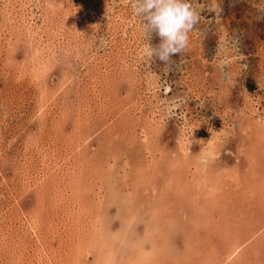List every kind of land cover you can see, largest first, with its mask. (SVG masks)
Masks as SVG:
<instances>
[{
    "label": "rangeland",
    "instance_id": "374dc122",
    "mask_svg": "<svg viewBox=\"0 0 264 264\" xmlns=\"http://www.w3.org/2000/svg\"><path fill=\"white\" fill-rule=\"evenodd\" d=\"M188 3L164 62L131 0H0V264H79L91 220L120 234L117 198L139 211L125 249L154 216L160 264H264V0Z\"/></svg>",
    "mask_w": 264,
    "mask_h": 264
},
{
    "label": "bare ground",
    "instance_id": "6f19581e",
    "mask_svg": "<svg viewBox=\"0 0 264 264\" xmlns=\"http://www.w3.org/2000/svg\"><path fill=\"white\" fill-rule=\"evenodd\" d=\"M83 9V8H82ZM65 71V70H64ZM258 128V127H257ZM241 129V128H240ZM109 130V129H108ZM114 132V131H113ZM259 133V132H258ZM182 134V133H181ZM181 134H180V136H181ZM262 134V133H261ZM108 135V134H107ZM181 139V138H180ZM213 143V142H212ZM211 145V144H210ZM113 147V146H112ZM210 147H211V149H212V147H214L213 146V144L211 145V146H209L208 147V149H209V151H210ZM181 150H182V148H181ZM214 151V150H213ZM184 152V151H183ZM207 152V151H206ZM210 152H212V151H210ZM209 152V153H210ZM213 154V153H212ZM215 155V154H214ZM188 157V156H187ZM102 158H103V156H102ZM213 158V157H212ZM189 159V158H188ZM192 159V158H191ZM205 159V158H204ZM178 161L180 162V160L178 159ZM195 161V160H194ZM196 162V161H195ZM197 163H198V161H197ZM202 166H204V165H202ZM206 168H208V167H206ZM205 168V169H206ZM204 169V167H196V171H197V174L199 173L201 176H204L203 174L204 173H206L205 171H207V170H205ZM196 171H193L192 172V177H193V180H192V182L193 183H195L196 182V184H194V185H196V186H200V187H202V184L203 183H205V181H203V180H200V179H202V177L201 176H199V177H196L195 176V173H196ZM195 172V173H194ZM210 172V171H209ZM209 172H208V174H209ZM100 173V172H99ZM98 173V174H99ZM101 173H103V172H101ZM105 173V172H104ZM143 173V172H142ZM97 174V175H98ZM107 174V173H106ZM105 174V175H106ZM109 174V173H108ZM207 174V175H208ZM211 175L213 174V173H210ZM213 176H214V174H213ZM100 177V176H99ZM98 177V178H99ZM219 177V176H218ZM93 178V177H92ZM220 178V177H219ZM211 179H212V177H211ZM178 180V179H177ZM187 181V184H184L183 186V190H185V188L187 189L188 187H186L187 185H189V183H192L191 181L190 182H188V180H185V182ZM214 181V180H213ZM210 182V181H209ZM103 183V182H102ZM170 184V183H169ZM173 185V184H172ZM177 185V184H176ZM206 186H208L207 184H206ZM115 187V186H114ZM212 187V186H211ZM153 190L155 189V187L154 186H152L151 187ZM212 188H214V186L212 187ZM258 189V188H257ZM152 190V191H153ZM122 191V190H121ZM216 190H214V192H215ZM154 192V191H153ZM170 192V191H169ZM173 192V191H172ZM171 192V193H172ZM120 193V192H119ZM136 193V192H135ZM155 193V192H154ZM153 193V194H154ZM163 193V192H162ZM179 193V192H178ZM129 194V193H128ZM137 194V193H136ZM174 194V193H173ZM177 194V193H176ZM151 195V194H150ZM217 195V194H216ZM134 196V195H133ZM214 196V195H213ZM135 197H136V195H135ZM134 197V198H135ZM116 198V197H115ZM131 198V197H130ZM134 198H133V200H134ZM137 198V197H136ZM136 198H135V200H136ZM148 198V197H147ZM180 199V198H179ZM100 200V199H99ZM117 205L119 206V207H123L124 208V212H122V214H121V216H122V219H121V225L118 227L119 229V231H120V234H116V235H114V234H112V233H114L113 231H112V233L110 232V230L106 227V225L104 224V222L102 221H100L99 222V220H91L90 222H89V225H87V227H88V232L90 233V234H88L87 236H86V238L84 239L83 237H78V239H77V241H78V243H77V246L79 247V248H77L75 251H74V253H75V255L77 256V258L75 259V260H78V262H79V264H81V261H83L85 258L84 257H86V255H84L83 253L84 252H88V253H91V252H94L95 253V255L97 254V255H99V257L96 259V260H93L92 262H93V264H95V262H96V264H141L142 263V261L143 260H145V259H143V258H149V260H150V258L151 257H153L154 259H155V261H153V263L152 264H160L159 263V259L157 260V258L162 254V252L161 251H163L164 249H169L170 248V250H172L173 249V247H171L172 245H170L169 243L167 244V245H164V247H160V245H159V243H158V239L157 238H162L163 236H167L168 237V233L169 232H171L172 230L171 229H169V230H167L168 228L167 227H160V220L158 221L157 220V218L155 217L154 218V216H153V219H155L156 220V223H155V227H156V229H158V230H156V231H154L155 229L154 228H151V226L150 225H148V223H146L147 225H144V224H142V225H144V228H143V230H142V232H143V235L144 234H150L149 235V238H148V240H146V244L144 243V242H142V243H140L139 245H138V247L139 248H137V250H133V249H131V248H129V249H125V248H123V246H121L122 244H120L119 245V241L116 239V238H120L122 235H123V237H124V240L126 241V242H129V243H131V244H133L132 243V239H131V233H133V232H137V229H136V224H138V222H137V220L135 219V217L136 216H134V215H137L138 213H139V211H136V210H133V209H130L129 207L131 206V203H129L130 201H132V200H123V199H120V198H117ZM141 200V199H140ZM150 200V199H149ZM102 201V200H101ZM191 201V200H190ZM98 202V201H97ZM141 202H142V200H141ZM137 203V202H136ZM139 203H140V201H139ZM102 204V203H101ZM141 204V203H140ZM96 205V204H95ZM108 205V204H107ZM134 202L132 203V207H134ZM161 206V205H160ZM96 207H97V205H96ZM99 207V206H98ZM138 207V206H137ZM141 207V206H140ZM158 208V207H157ZM162 208V207H161ZM104 209V208H103ZM102 209V210H103ZM128 210H130V212L128 211ZM142 210V209H141ZM103 213V212H102ZM105 214V213H104ZM143 215H144V212H143ZM148 215H149V213H148ZM106 216V215H105ZM104 216V217H105ZM143 216H141V219H143L142 218ZM92 219V218H91ZM97 219V218H96ZM198 219H200V216L199 217H197L196 218V222H200V220H198ZM202 219L204 220L205 218H203L202 217ZM193 219H191V221H192ZM81 221V218L80 219H78L77 220V223H79V224H76V228L75 229H77V228H79V227H82L83 225V223H81L80 222ZM168 221V220H167ZM98 222H99V224H98ZM157 223L159 224V227H158V225H157ZM169 223H170V225L172 224L170 221H169ZM201 224V223H200ZM164 225H166V224H164ZM207 225V224H206ZM196 226V225H195ZM199 227V226H198ZM162 228V229H161ZM167 228V229H166ZM172 228H174V227H172ZM181 229V228H180ZM182 230V229H181ZM80 231V230H79ZM152 232V233H151ZM110 233H111V235H110ZM161 234V235H160ZM114 235V236H113ZM119 235V236H118ZM160 236V237H159ZM88 238H90L91 239V241H87V242H85L84 240H86V239H88ZM164 238V237H163ZM162 238V239H163ZM166 238V237H165ZM244 238V237H243ZM120 239H122V237L120 238ZM123 240V241H124ZM118 241V242H117ZM124 241V242H125ZM170 241V240H169ZM168 241V242H169ZM167 242V241H166ZM121 243V242H120ZM161 243V242H160ZM163 243H165V242H163ZM194 243H196V242H194ZM74 244V243H73ZM233 249H231L230 251H229V253L228 254H226V257H225V261L226 260H230L231 258H232V256H233V253H236V252H238V250H239V247H240V244L239 243H237V242H233ZM127 245V244H126ZM120 246V247H119ZM131 246V245H130ZM134 246V245H133ZM172 248V249H171ZM91 250H94V251H91ZM170 250H168V251H170ZM174 250V249H173ZM84 251V252H83ZM121 251V254L119 253ZM124 251H125V253H124ZM167 251H165V253H166ZM94 253H92V254H94ZM67 254H70V256H71V259H72V255L73 254H71V253H67ZM87 254V253H86ZM115 254V255H114ZM118 254H120L119 256H118ZM168 254H170V253H167V255L166 254H163V255H166V256H168ZM212 254V253H211ZM94 255V256H95ZM97 255H96V257H97ZM69 256V255H68ZM164 257V256H163ZM209 257V259H210V261L212 260L211 258V255H209L208 256ZM93 258V257H92ZM103 258V259H105L104 261H105V263H103L104 261L103 260H101V259ZM129 258V261L130 262H128V261H125L126 259H128ZM170 258V257H169ZM171 258H174L173 259V261L175 262V264L177 263V264H179V263H183L182 262V260H180L181 258H179L178 259V257H176V256H171ZM143 259V260H142ZM122 260H124V261H122ZM160 261L162 262L163 260H161L160 259ZM209 261V262H210ZM224 261V262H225ZM84 262V261H83ZM86 262H87V260H86ZM91 262V261H90ZM228 262V261H227ZM77 263V262H76ZM85 263V262H84ZM207 263V262H206ZM66 264V263H65ZM73 264H75V262L73 263ZM161 264H165V263H161ZM213 264H215V263H213Z\"/></svg>",
    "mask_w": 264,
    "mask_h": 264
},
{
    "label": "clouds",
    "instance_id": "9594fccd",
    "mask_svg": "<svg viewBox=\"0 0 264 264\" xmlns=\"http://www.w3.org/2000/svg\"><path fill=\"white\" fill-rule=\"evenodd\" d=\"M131 9L143 21L141 30L159 38L155 47L146 48L147 55L167 62L187 46L196 22L188 0H131Z\"/></svg>",
    "mask_w": 264,
    "mask_h": 264
}]
</instances>
